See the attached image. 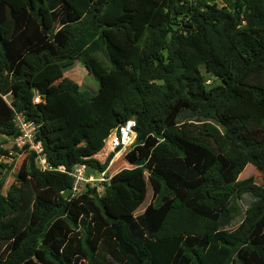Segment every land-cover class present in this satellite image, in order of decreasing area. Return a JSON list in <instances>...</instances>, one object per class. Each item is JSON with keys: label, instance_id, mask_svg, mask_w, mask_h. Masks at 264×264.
<instances>
[{"label": "trees", "instance_id": "trees-1", "mask_svg": "<svg viewBox=\"0 0 264 264\" xmlns=\"http://www.w3.org/2000/svg\"><path fill=\"white\" fill-rule=\"evenodd\" d=\"M77 60L96 94L64 77ZM17 113L67 169H106L95 155L130 119L138 135L102 194L35 152L4 194L0 146V264H264V184L238 180L264 176V0H0V134Z\"/></svg>", "mask_w": 264, "mask_h": 264}, {"label": "rangeland", "instance_id": "rangeland-1", "mask_svg": "<svg viewBox=\"0 0 264 264\" xmlns=\"http://www.w3.org/2000/svg\"><path fill=\"white\" fill-rule=\"evenodd\" d=\"M206 1L210 3H215L219 7L231 9L234 6L236 0H206ZM96 55L99 60H101L104 64L107 65L108 62L103 52H98ZM64 77L74 80L81 86L82 90H86L92 95L98 92V82L94 79V77L88 72V70L83 65V63L79 60L75 61L74 65H72L71 67L65 68ZM211 80H212L211 82L213 83L214 79L212 78ZM215 82L218 83L217 80ZM6 99L9 101L10 96H7ZM215 143L217 144V146L220 147L222 144V141L219 138H216ZM0 146L10 150V155H11V158H8V160L6 161L10 169L7 170L4 176L5 182H4V187H3V193L6 194L9 188L12 186V184L16 181V175L19 173L23 165V162L27 156V152L25 153V152L17 151L14 148L13 141L11 140V138L5 135H2V134H0ZM95 156L102 163L106 162V160L108 159V157H105L104 151H100ZM113 156H114V153H112L109 156L110 161L107 166L108 174L115 175L122 169L131 167V164L126 154H124L121 157H117L115 160H112ZM0 161H1V158H0ZM248 178H252L255 181V183L259 185L264 184L263 174L253 164H248L246 166V168L239 175L238 180H244ZM96 188L99 194L103 193V190H104L103 184H99L98 187ZM151 199H152V190L149 187L147 198H146V203L138 210L137 213H141L144 210L145 206L151 201ZM253 202H254V197L249 193H244L236 197L235 203L239 207L241 214L240 216L236 218V220L233 221L232 226L230 228H236L241 223L246 209Z\"/></svg>", "mask_w": 264, "mask_h": 264}, {"label": "built area", "instance_id": "built-area-1", "mask_svg": "<svg viewBox=\"0 0 264 264\" xmlns=\"http://www.w3.org/2000/svg\"><path fill=\"white\" fill-rule=\"evenodd\" d=\"M41 98L36 97L35 102H40ZM15 121L19 127V135L11 138L13 145L20 152H35V162L42 171H60L66 173L74 179V193H81L88 187H98L99 184L110 183L113 175L108 174V168L100 171L95 167L91 175L86 174L87 166L90 164L80 163L72 169H67L64 165L54 166L49 163L45 153L44 145L37 140L38 126L34 121L28 120L23 113H17ZM137 122L130 119L126 123L114 129L105 140V146L101 151L105 152V157L114 153L113 159L121 157L133 148L137 140ZM96 158V156H95ZM98 159V158H96ZM99 160V159H98ZM99 162H101L99 160ZM102 163V162H101Z\"/></svg>", "mask_w": 264, "mask_h": 264}, {"label": "water", "instance_id": "water-1", "mask_svg": "<svg viewBox=\"0 0 264 264\" xmlns=\"http://www.w3.org/2000/svg\"><path fill=\"white\" fill-rule=\"evenodd\" d=\"M94 171H95V167H94V166H92V165H88V166H87L86 174H87L88 176L91 175V174H93Z\"/></svg>", "mask_w": 264, "mask_h": 264}]
</instances>
